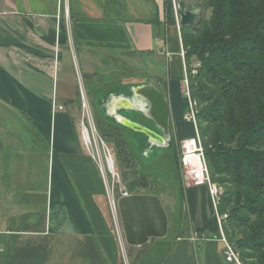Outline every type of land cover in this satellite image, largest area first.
<instances>
[{"label": "crops", "instance_id": "obj_1", "mask_svg": "<svg viewBox=\"0 0 264 264\" xmlns=\"http://www.w3.org/2000/svg\"><path fill=\"white\" fill-rule=\"evenodd\" d=\"M169 2L0 0V264H126L102 177L81 139L71 44L83 77L103 68L123 76L90 94L96 116L151 124L140 112L147 102L134 95L151 82L167 96L173 143L183 142L192 125L181 97L188 71ZM123 62L120 73L115 64ZM55 101L64 110L54 112ZM137 142L145 160L150 151L151 163L161 158L142 137ZM186 189L188 223L174 236L128 247L129 264H227L208 187Z\"/></svg>", "mask_w": 264, "mask_h": 264}, {"label": "trees", "instance_id": "obj_2", "mask_svg": "<svg viewBox=\"0 0 264 264\" xmlns=\"http://www.w3.org/2000/svg\"><path fill=\"white\" fill-rule=\"evenodd\" d=\"M197 7L202 15L197 24L182 27V41L206 162L211 181L223 191L218 208L228 215L229 242L244 262L264 264V0H202ZM167 9L169 22L176 24L172 3ZM84 82L92 95L90 77ZM95 120L107 144L113 132L125 133L131 155L143 160L127 129L96 115ZM123 182L130 194L147 189L143 178Z\"/></svg>", "mask_w": 264, "mask_h": 264}, {"label": "built area", "instance_id": "obj_3", "mask_svg": "<svg viewBox=\"0 0 264 264\" xmlns=\"http://www.w3.org/2000/svg\"><path fill=\"white\" fill-rule=\"evenodd\" d=\"M176 11L178 10L179 2L177 0H169ZM74 54L75 68L79 80V96L82 104V119H81V139L89 157L97 165L102 177L106 190L108 209L111 217L113 231L115 232L119 244L121 246L125 263L128 261V245L125 240L123 231L121 214L119 209V199L131 195L125 188L121 187L122 177L119 172L117 159L109 144L100 136L97 123L95 120L94 111L92 109L90 98L85 87L84 77L78 65L77 56L74 53V45L71 44ZM182 56H186L185 50ZM184 94L188 99V110L184 115V120L192 124L195 130L194 139H188L181 143L180 146V165L184 173L192 180L195 186L206 185L209 189L212 205L215 211V217L218 224V229L221 235V242L224 245V257L227 264H248L243 261L241 253L235 246L229 242L225 234V223L228 218L227 214H222L219 211L218 205L222 196V189L211 181L208 165L205 158L204 147L199 132L198 126V106L192 98L190 80L187 73L186 79L183 82ZM64 110V106L53 102V111ZM199 166V167H198Z\"/></svg>", "mask_w": 264, "mask_h": 264}, {"label": "water", "instance_id": "obj_4", "mask_svg": "<svg viewBox=\"0 0 264 264\" xmlns=\"http://www.w3.org/2000/svg\"><path fill=\"white\" fill-rule=\"evenodd\" d=\"M177 14L182 27L198 23L197 14L187 9L183 0L179 2ZM134 95L147 102L149 109L140 112L151 124L136 122L122 115L119 116V119L118 116L113 117L110 122L127 129L132 135L133 142L138 143L137 141L142 137L148 143L149 148L153 147L155 150L161 151L162 154L159 157H162L164 150L170 151L173 146L167 96L161 88L151 82L136 87ZM140 155L146 164L151 163L144 159L143 153ZM119 209L125 240L131 248L146 246L151 240L165 238L170 233L168 212L158 195L138 193L121 197Z\"/></svg>", "mask_w": 264, "mask_h": 264}, {"label": "rangeland", "instance_id": "obj_5", "mask_svg": "<svg viewBox=\"0 0 264 264\" xmlns=\"http://www.w3.org/2000/svg\"><path fill=\"white\" fill-rule=\"evenodd\" d=\"M177 1L180 2L181 0H177ZM188 1L190 5L193 8H195L194 13H196L197 16L202 15L201 14L202 12H200V10L197 7V5L202 3V0H188ZM204 17L206 18L210 17V12H206V14H204ZM123 61L125 62V60ZM124 62L122 64L119 63L115 64L116 70H118V72L120 73H124L123 72L124 69L128 67V64H125L128 62L125 63ZM191 62H192L191 63L192 75H195L197 71L196 59L192 58ZM130 64L133 66L132 62H130ZM114 73L116 72H114L113 70H106V68H103L99 70L96 75H93L92 78L90 79V87H89L91 93L93 94L97 93L98 91L103 90L107 86L116 84L118 81H121L123 76L119 75L118 73L116 74ZM105 77H108L109 80L105 81L104 80ZM181 97H182L183 106L186 105V111H185L186 113L188 110V99L183 92L181 94ZM184 133L185 136L190 138L195 136V130L192 125L187 127ZM110 136H112V138H110L109 146L113 150L117 161L119 160L117 164L119 165L118 166L119 172L122 177L121 187L127 190L123 182L124 180L130 183L135 179H140V178L145 179L147 181V189L138 190L137 192L155 194L162 199L170 219L169 234L174 236L176 232L179 231L181 225L183 223L187 224L188 223L187 220L190 219L186 188L192 185L191 184L192 180L186 175V173H184L180 165V146L182 142L175 141L174 152L172 151L173 149H171L170 151L165 149L163 153L166 156L154 162L151 168L146 169L143 166V163L146 164L145 161L136 160L131 155L129 148L125 145L124 141L125 142L127 141V137L125 133L117 135V133L113 132L112 134H110ZM129 136L132 137L130 133ZM134 147L136 153L140 155V153L142 154L146 146L134 142ZM140 158H142L141 155ZM149 158L150 161H152L153 155L151 151ZM182 194L184 196L183 201L181 200ZM214 218L216 221L215 223H217L215 217V211H214Z\"/></svg>", "mask_w": 264, "mask_h": 264}, {"label": "bare ground", "instance_id": "obj_6", "mask_svg": "<svg viewBox=\"0 0 264 264\" xmlns=\"http://www.w3.org/2000/svg\"><path fill=\"white\" fill-rule=\"evenodd\" d=\"M191 139H194V137H192ZM199 167V166H198Z\"/></svg>", "mask_w": 264, "mask_h": 264}]
</instances>
